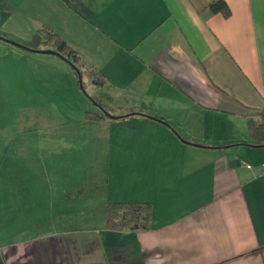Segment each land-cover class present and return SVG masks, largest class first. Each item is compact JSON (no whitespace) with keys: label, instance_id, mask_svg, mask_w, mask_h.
I'll use <instances>...</instances> for the list:
<instances>
[{"label":"crops","instance_id":"1","mask_svg":"<svg viewBox=\"0 0 264 264\" xmlns=\"http://www.w3.org/2000/svg\"><path fill=\"white\" fill-rule=\"evenodd\" d=\"M23 1L0 0V37L17 42ZM214 1L54 0L83 76L105 83L77 93L67 130L6 140L0 264H264V147L246 126L264 109V0H223L229 17ZM100 176L112 201L151 205L152 230L104 228Z\"/></svg>","mask_w":264,"mask_h":264},{"label":"rangeland","instance_id":"2","mask_svg":"<svg viewBox=\"0 0 264 264\" xmlns=\"http://www.w3.org/2000/svg\"><path fill=\"white\" fill-rule=\"evenodd\" d=\"M17 7L12 14L13 20L9 22L18 35L17 42H13L26 44L38 29H48L60 37L63 34L69 36L74 18L72 10L60 8L54 0H24ZM28 37L27 42H22V39ZM5 46L15 53L0 55V153L7 139L18 137L13 135L16 130L22 129L20 125L39 132L38 136L37 132L30 133V137H27L29 140L48 136L39 137L44 130L59 127L67 130L73 123L71 118L75 113L70 106L77 108L79 92L82 97L86 94V90L83 92L77 87L72 67L60 57L17 49L10 44ZM83 81L88 88L90 81L86 75L83 76ZM72 91L75 92L74 95ZM56 111L59 115L52 118ZM52 121L55 125L49 126ZM100 178L103 186H99L98 191L93 190V195L102 199L109 197L107 204L116 203L112 201L117 195L116 186L111 184L107 190L106 177Z\"/></svg>","mask_w":264,"mask_h":264},{"label":"trees","instance_id":"3","mask_svg":"<svg viewBox=\"0 0 264 264\" xmlns=\"http://www.w3.org/2000/svg\"><path fill=\"white\" fill-rule=\"evenodd\" d=\"M206 9L211 13H221L224 17H229L230 15L229 8L223 0L212 2ZM24 46L33 51L52 50L59 53L65 61L78 68L82 79L81 82L78 80L77 73L72 70L78 87H82V91L85 92L83 74L79 69L80 57L59 35L48 29H39ZM87 76L93 85L97 87H102L105 83L104 75L93 67L88 68ZM85 119L100 122L104 117L101 114L87 112L85 113ZM246 126L250 140V145L248 146L264 147V109L253 110L248 114L246 116ZM104 228L108 231L116 232L150 231L152 230V207L145 202L108 203L104 209Z\"/></svg>","mask_w":264,"mask_h":264},{"label":"water","instance_id":"4","mask_svg":"<svg viewBox=\"0 0 264 264\" xmlns=\"http://www.w3.org/2000/svg\"><path fill=\"white\" fill-rule=\"evenodd\" d=\"M0 40H2V41H4V42H6V43H8V44H10V45H12V46L18 48V49L26 50V51H29V52H37V53H41V54H47V55L58 56V57H60L63 61H65V59L62 58V57L59 55V53H57V52H55V51H52V50L33 51V50L28 49V48H27L26 46H24V45H20V44H18V43L13 42V41L7 40V39H5V38H3V37H0ZM65 62H67V63L72 67V69L77 73V75H78V80H79V82H81L82 79H81V76H80V73H79L78 68L74 67V66H73L70 62H68V61H65ZM80 88H82V87H80ZM100 110H101V112H102L105 116H107V117H109V118H112V116H110V114H108L107 112H105L103 109H100ZM252 147H256V146H252ZM229 165L232 166V165H233V162L231 161V162L229 163Z\"/></svg>","mask_w":264,"mask_h":264},{"label":"built area","instance_id":"5","mask_svg":"<svg viewBox=\"0 0 264 264\" xmlns=\"http://www.w3.org/2000/svg\"><path fill=\"white\" fill-rule=\"evenodd\" d=\"M261 172H264V165L260 167Z\"/></svg>","mask_w":264,"mask_h":264}]
</instances>
